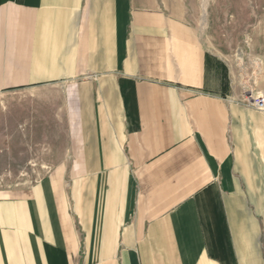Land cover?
Returning a JSON list of instances; mask_svg holds the SVG:
<instances>
[{
    "label": "crops",
    "instance_id": "obj_1",
    "mask_svg": "<svg viewBox=\"0 0 264 264\" xmlns=\"http://www.w3.org/2000/svg\"><path fill=\"white\" fill-rule=\"evenodd\" d=\"M193 8L0 0V94L58 88L70 145L0 191V264H264V72Z\"/></svg>",
    "mask_w": 264,
    "mask_h": 264
},
{
    "label": "rangeland",
    "instance_id": "obj_2",
    "mask_svg": "<svg viewBox=\"0 0 264 264\" xmlns=\"http://www.w3.org/2000/svg\"><path fill=\"white\" fill-rule=\"evenodd\" d=\"M186 2L201 20L211 15L228 58L264 72V0ZM259 85L260 92L264 83ZM60 93L40 88L0 94V191L31 187L65 158L69 115Z\"/></svg>",
    "mask_w": 264,
    "mask_h": 264
},
{
    "label": "built area",
    "instance_id": "obj_3",
    "mask_svg": "<svg viewBox=\"0 0 264 264\" xmlns=\"http://www.w3.org/2000/svg\"><path fill=\"white\" fill-rule=\"evenodd\" d=\"M248 104L256 111L264 114V89L253 95Z\"/></svg>",
    "mask_w": 264,
    "mask_h": 264
}]
</instances>
